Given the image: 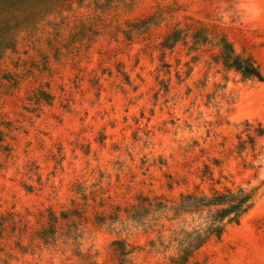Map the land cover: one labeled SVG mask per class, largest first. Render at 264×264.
I'll use <instances>...</instances> for the list:
<instances>
[{"label":"rangeland","instance_id":"1","mask_svg":"<svg viewBox=\"0 0 264 264\" xmlns=\"http://www.w3.org/2000/svg\"><path fill=\"white\" fill-rule=\"evenodd\" d=\"M223 42L264 75V0H0V264H172L200 222L155 204L237 187L188 264H264V82Z\"/></svg>","mask_w":264,"mask_h":264},{"label":"trees","instance_id":"2","mask_svg":"<svg viewBox=\"0 0 264 264\" xmlns=\"http://www.w3.org/2000/svg\"><path fill=\"white\" fill-rule=\"evenodd\" d=\"M218 60L228 71L240 74L244 81L264 82V75L259 67L250 58L235 55L227 42H223V50ZM252 200L253 193L243 187H237L213 190L211 194L200 190L188 192L182 194L179 202L171 207L162 202L155 204L153 212L157 214V221H161L164 217L168 221L183 219L186 222V218L191 217L194 221L200 222L192 231L181 229L180 233L171 238L166 248L177 249L176 255L171 258V263L188 264L210 240L214 238L220 240L228 225L241 223L242 218L252 208ZM138 216H141V213ZM116 252L118 253V250ZM120 254L124 255V249H121Z\"/></svg>","mask_w":264,"mask_h":264}]
</instances>
